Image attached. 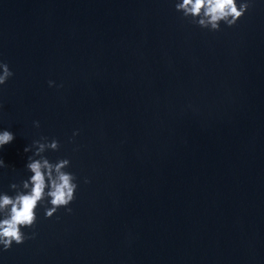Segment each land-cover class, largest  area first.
I'll use <instances>...</instances> for the list:
<instances>
[{"label":"water","instance_id":"water-1","mask_svg":"<svg viewBox=\"0 0 264 264\" xmlns=\"http://www.w3.org/2000/svg\"><path fill=\"white\" fill-rule=\"evenodd\" d=\"M176 2L0 0V192L42 136L78 184L0 264H264V0L218 31Z\"/></svg>","mask_w":264,"mask_h":264},{"label":"clouds","instance_id":"clouds-1","mask_svg":"<svg viewBox=\"0 0 264 264\" xmlns=\"http://www.w3.org/2000/svg\"><path fill=\"white\" fill-rule=\"evenodd\" d=\"M251 6V0H177L175 8L183 17L202 28L218 31L223 22L233 26ZM0 85L5 84L13 72L7 65L0 61ZM49 86L55 81L49 80ZM36 127L39 121L33 122ZM78 131L73 132L76 136ZM14 133L5 129L0 130V148L14 140ZM59 141L55 138L41 137L34 140L31 145L24 148L25 152L32 151L26 164L31 175L20 183H11L10 188L15 190L14 195L0 192V246L8 250L13 243L22 244L26 239L34 238L36 233L30 235L22 231L23 228H35L37 222V208L40 205L50 204L45 207V216L52 217L59 208L64 207L67 212H72L68 205L75 199L78 184L76 176L70 171V160L59 159L50 161L45 155L46 150H58ZM38 157V158H37ZM0 158V167H6ZM89 180L85 178V183Z\"/></svg>","mask_w":264,"mask_h":264}]
</instances>
